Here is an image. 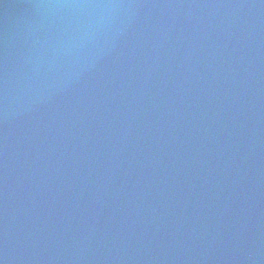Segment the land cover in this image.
Returning a JSON list of instances; mask_svg holds the SVG:
<instances>
[{"label": "water", "instance_id": "1", "mask_svg": "<svg viewBox=\"0 0 264 264\" xmlns=\"http://www.w3.org/2000/svg\"><path fill=\"white\" fill-rule=\"evenodd\" d=\"M2 264H264V0H0Z\"/></svg>", "mask_w": 264, "mask_h": 264}, {"label": "snow or ice", "instance_id": "2", "mask_svg": "<svg viewBox=\"0 0 264 264\" xmlns=\"http://www.w3.org/2000/svg\"><path fill=\"white\" fill-rule=\"evenodd\" d=\"M0 264H2V262H0Z\"/></svg>", "mask_w": 264, "mask_h": 264}]
</instances>
